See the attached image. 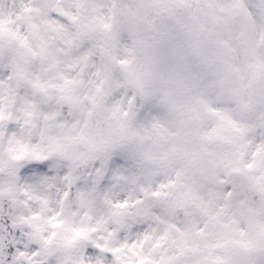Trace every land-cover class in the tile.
I'll return each instance as SVG.
<instances>
[{"label":"clouds","instance_id":"clouds-1","mask_svg":"<svg viewBox=\"0 0 264 264\" xmlns=\"http://www.w3.org/2000/svg\"><path fill=\"white\" fill-rule=\"evenodd\" d=\"M0 264H264V0H0Z\"/></svg>","mask_w":264,"mask_h":264}]
</instances>
